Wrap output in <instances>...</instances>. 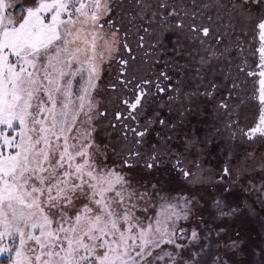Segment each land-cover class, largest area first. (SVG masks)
Here are the masks:
<instances>
[{"label":"snow or ice","instance_id":"6c2138e0","mask_svg":"<svg viewBox=\"0 0 264 264\" xmlns=\"http://www.w3.org/2000/svg\"><path fill=\"white\" fill-rule=\"evenodd\" d=\"M0 264H264V0H0Z\"/></svg>","mask_w":264,"mask_h":264},{"label":"rangeland","instance_id":"374dc122","mask_svg":"<svg viewBox=\"0 0 264 264\" xmlns=\"http://www.w3.org/2000/svg\"><path fill=\"white\" fill-rule=\"evenodd\" d=\"M212 157H215L218 161V166L220 167L223 163V157L222 156H218V155H210L208 157L205 158L204 163L205 166L207 167H211L213 165V161H212ZM233 163H235V161H233ZM247 218L245 217H240V218H236V219H225V223L222 226L227 227L228 231L226 236H232V233L234 231H239L240 232V238L243 239L245 241V243L241 246L242 248H246L247 246V230H245L247 228V225L244 224V221H246ZM244 228V230H243ZM235 238V237H233ZM222 240H226V237H221ZM213 243H216L215 240H213Z\"/></svg>","mask_w":264,"mask_h":264},{"label":"flooded vegetation","instance_id":"af4514ba","mask_svg":"<svg viewBox=\"0 0 264 264\" xmlns=\"http://www.w3.org/2000/svg\"><path fill=\"white\" fill-rule=\"evenodd\" d=\"M212 161H213V165L212 168H218V161L215 157H212ZM244 224L247 225V228L245 230H247V246L248 247L249 244L255 242V243H259L261 235V229H260V224H259V220L258 218H247L246 221H244ZM244 230V228H243ZM229 232V231H228Z\"/></svg>","mask_w":264,"mask_h":264}]
</instances>
